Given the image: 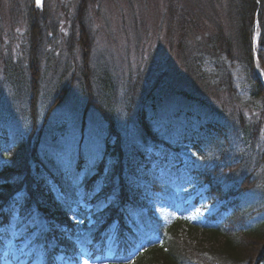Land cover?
<instances>
[{
  "label": "trees",
  "instance_id": "obj_1",
  "mask_svg": "<svg viewBox=\"0 0 264 264\" xmlns=\"http://www.w3.org/2000/svg\"><path fill=\"white\" fill-rule=\"evenodd\" d=\"M92 1L79 0L76 5L71 34L63 43L65 60L47 49L54 45L58 24L57 30L48 29L43 10L39 22L30 26L25 54L17 63L8 58L1 65L0 226L7 223L6 208L14 213L35 207L49 222L57 243L44 256V264H51L59 253L72 260L80 250H92L105 226L116 220L131 232L107 198L114 194L122 205L129 204L124 174L142 160L149 142L170 143L164 131L170 128L192 149L186 169L209 183L214 198L227 200L225 214L219 216L226 226L200 229L197 240L188 233L184 237L190 243L183 242L175 226L164 234L161 247L145 251L134 264H264V88L251 55L256 14L264 48V0H228V14H223L230 22L228 33L215 12L210 20L214 33L208 36L204 8H219L216 0H166L169 33H178L177 43L170 46L180 59L169 57L171 68L166 69L150 55L141 73L127 71L122 79L114 78L110 62L102 71L92 64L89 68L94 59L100 61V55H94L93 30L86 24ZM192 8L202 9L193 14ZM36 15L29 16L31 23ZM195 32L206 39L191 42L188 37ZM76 48L81 63L76 65L79 72H71L79 61ZM205 62L210 70L203 68ZM228 62L241 68L244 97L237 92ZM46 82L48 87L41 88ZM84 154L88 177L74 194L61 187L55 174L61 165L58 156L75 155L78 160ZM79 174L75 170L73 178L79 179ZM17 193L21 197L15 200ZM81 201L92 205V226H86L88 213L78 207ZM74 204L76 211L71 213ZM71 215L76 216L74 222ZM8 238L0 230V259ZM252 244H260L254 259Z\"/></svg>",
  "mask_w": 264,
  "mask_h": 264
},
{
  "label": "rangeland",
  "instance_id": "obj_2",
  "mask_svg": "<svg viewBox=\"0 0 264 264\" xmlns=\"http://www.w3.org/2000/svg\"><path fill=\"white\" fill-rule=\"evenodd\" d=\"M31 1L33 2V0H0V68L1 65L3 68V62L7 61L8 58H12L13 62L17 63L18 59L25 54L24 51H26L29 45L28 31L30 26L35 22H39L38 18L43 15V10L44 13L47 11V16L49 18V25L48 23H44L49 26L48 29L51 30L55 28V30H57L55 24H58L57 35L53 36L55 37L54 45L51 47L48 45L47 49L53 48L55 58H62V60H65L68 56L67 52L63 49V43H65V40H67L71 34V20L76 15L75 8L79 0H44V9L42 8L44 5L37 6V4L33 9ZM221 1L222 0H216L217 7L219 8H204L207 16L203 21L208 23L205 31L206 36L214 33V28L210 20L215 12L220 13V18L223 19V28L226 29V34L228 33L230 27L228 24L230 22L226 16H223L224 13L225 15L228 14V0H223V3ZM167 5L168 3L166 0H93L89 3V14L86 18V24L94 33V55H100V61L94 59V62L89 63V68L93 69V65L99 71H102L107 67L106 63L110 62L108 64L110 65L109 67L112 68L111 70L114 69V78L118 79L120 77L122 79L126 77L127 71L131 74H133V72L141 73L144 68L143 63L146 61L145 58L150 57V55H153V61L157 62V66L166 69L171 68V65L168 63L170 60L169 57H173L174 60L173 58L171 59L174 62H177L180 58L174 55L173 47L171 48L170 46V44L177 43L178 33L174 31L171 34L169 33V9ZM201 9L202 8H192L191 13L198 14ZM31 14H37L35 20H32V23L29 21V16ZM215 19L216 18L213 20L215 21ZM257 31H259V28ZM49 35L51 34H46V36ZM206 36H201L195 32L191 33V36L188 38L191 42L200 43L206 39ZM252 39V58L254 56V61H257L258 69L264 70V48L262 49L260 45L258 46V43H255L253 37ZM239 47V45L236 47V52ZM75 52L77 54L74 55L78 58L79 51H77V48L74 50V53ZM109 55H111V57ZM78 60L76 64L73 62L74 64L72 65L71 72L73 69L79 72V68L76 65L77 63L80 64L81 61L79 58ZM71 61L72 60H70V62ZM57 62L60 63L59 61ZM47 64V66H49L50 62ZM173 64L174 63H172V65ZM202 66L205 70H210L209 63L205 62V65ZM226 66L229 68V73L233 75V82L238 89L237 92L239 96H246V89L242 88V85L245 83L243 81V74L240 72V66L237 65V63H234L233 66L230 65V63H226ZM48 79L50 78H44V80ZM47 82L42 84L41 88L48 87L50 82ZM117 95L121 96L122 93L118 92ZM152 170L157 172V177H155V173ZM165 175H168V177ZM158 176L161 178L166 177L168 180L172 179L173 183L171 187H168V184L163 186L164 191L159 192L161 195H157L158 197L150 192V194L155 195V198L153 200L151 199L152 211L159 218L167 220L172 215L180 212L185 217L195 216V219L191 221L197 222L203 220L206 212H214L219 208L220 204H215L201 211L198 207L199 201H195V198L202 190L196 187H193V189L188 188V190H186V195H184L181 191V189L186 188L183 182L184 178H181L179 173L177 175L173 174L167 163H165L164 166L154 164L153 167L150 165L147 170H139L133 181L141 184L144 190L147 191L148 189L150 190ZM157 184L160 185V182ZM167 188L170 190V194L166 196L163 195V193ZM173 193L175 194V199H173V202L171 200L168 201V196H171ZM197 209L199 210V214H197ZM29 214L31 215L30 218L25 223H21L17 229L13 228V224H19L18 222H21L22 219L12 218L10 220V233L18 239L16 245H13L12 242L8 244V251L14 255V257H16L18 253L24 254L34 252L36 254L37 250L41 247V243L36 242V239L42 238L46 233L47 226L43 222L42 217L36 212H31ZM182 238L183 242L190 243L184 235ZM189 238L197 240L200 239V236L191 234ZM261 244L264 246V242ZM259 246L260 244H252L250 247L251 251L248 250V252L250 251L251 253L252 259L256 256L253 255L256 252L255 248ZM2 264H10V261L5 258Z\"/></svg>",
  "mask_w": 264,
  "mask_h": 264
},
{
  "label": "snow or ice",
  "instance_id": "obj_3",
  "mask_svg": "<svg viewBox=\"0 0 264 264\" xmlns=\"http://www.w3.org/2000/svg\"><path fill=\"white\" fill-rule=\"evenodd\" d=\"M40 2H41V0H36L37 6H40ZM197 214H199V210L198 209H197ZM186 219L191 221V220L195 219V216L186 217ZM85 264H87V262H85Z\"/></svg>",
  "mask_w": 264,
  "mask_h": 264
}]
</instances>
